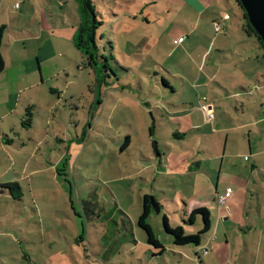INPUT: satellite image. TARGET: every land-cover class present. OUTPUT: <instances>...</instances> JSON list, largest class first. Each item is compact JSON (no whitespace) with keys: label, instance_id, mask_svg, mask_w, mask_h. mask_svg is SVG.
I'll return each instance as SVG.
<instances>
[{"label":"rangeland","instance_id":"rangeland-1","mask_svg":"<svg viewBox=\"0 0 264 264\" xmlns=\"http://www.w3.org/2000/svg\"><path fill=\"white\" fill-rule=\"evenodd\" d=\"M15 1L22 3V0H9L10 8ZM31 1L37 12L39 6L44 8L52 2L56 20L72 17L70 20L73 26L76 25L78 14L74 2L63 5L58 0H39L41 4L38 5V0ZM92 2L103 22L96 35L99 48H103L109 66L125 89L110 90L107 98V91L99 95L95 76L85 66L72 41L63 39L66 47L56 46L59 58L46 69L61 73L54 74L56 76L43 87L42 94L35 95L31 101L37 105L33 114L38 127H44L45 117L48 118L49 112L45 108L55 105L56 110L52 107L51 113L57 118L51 130L61 136V142L55 143L56 161L61 160L66 145L73 148L71 159L70 155L64 157L52 174L46 171L35 175L31 180L33 186H30V180L20 181L23 204H16L11 197L0 194V264H198L195 259L198 251L204 264H264V136L251 137L255 150L259 151H254V156L250 157L246 135L235 133L233 138L230 137L237 141L235 143L227 142L225 133L220 135V132L213 131L214 127L218 129L215 118L221 117V126L229 125L223 114L226 109L232 111L233 96L222 90H219L221 99L212 98V136L211 126L202 125L191 133L177 129L167 106L173 95L170 96L168 91L164 101L160 99L158 84L161 86L164 77L176 90V103L190 100L195 103L194 94L188 93L189 87H182L179 80L192 76L189 65L193 61L180 49L172 47L178 45L183 49L181 43L196 22L197 2ZM233 6L236 14L233 30L244 40L242 11L235 2ZM14 9L10 10L11 16L18 13V8ZM11 24L9 33L14 34L15 22ZM25 25L27 27L26 22ZM119 28L124 34L118 40L114 34ZM63 30L67 31L66 28ZM102 34L104 38L101 39ZM224 34L222 31L217 43L229 41ZM10 41L13 44L11 35ZM207 42L212 43L209 39ZM25 47L27 51L32 48L29 44ZM8 48L16 50L14 46ZM221 56L231 59V53ZM234 64L235 69L240 63ZM235 72L242 79L239 83L246 86L242 71ZM238 81L235 79L234 83L238 84ZM114 82L110 81L109 86ZM137 86L146 89L139 92ZM46 87L56 88L59 96L48 94ZM186 94L189 96L183 101ZM115 98L120 102L114 103ZM140 99L143 102L138 106L135 101ZM201 107L206 108V112L200 108L206 122L208 104ZM163 108L165 112L161 110ZM160 116L168 119L158 122ZM176 129L179 134H186L185 137L175 139ZM127 136L130 137L129 147L120 153ZM210 139L212 147L208 151L212 150V162L202 169L206 174L201 173V178L176 176V171L191 163L194 154L200 151L202 155L205 141ZM198 141H201V147L197 146ZM153 148L163 155L164 161L160 162V158L151 154ZM205 154L207 161L209 153ZM231 154H239L240 158L229 164L226 157ZM143 156H153L155 162H146ZM160 163L165 166L160 171L167 173V181L158 176L155 178L149 169L146 170L151 164V169L156 171ZM215 189L222 194L231 189L230 210L215 204ZM145 195L156 203L158 209L157 212L151 207L147 223L166 250L162 256L158 255L159 251L153 253L156 257L148 252L146 234L137 225L141 214L139 200ZM86 200L98 203L103 209L100 219L84 217L80 202ZM197 207L206 209L211 215L210 237L201 238L202 245L206 246L203 248L205 252L201 249L194 252L192 246L174 248L171 238L163 233V218H167L171 229L181 227L187 235L192 230L196 233L202 225L201 217L196 219L193 227L184 224L182 219L187 221ZM79 237L82 242L77 241Z\"/></svg>","mask_w":264,"mask_h":264},{"label":"crops","instance_id":"crops-1","mask_svg":"<svg viewBox=\"0 0 264 264\" xmlns=\"http://www.w3.org/2000/svg\"><path fill=\"white\" fill-rule=\"evenodd\" d=\"M58 1L63 5H68L71 1L74 2L73 0ZM21 2L23 6L22 3L18 4V2L15 1L11 4L10 8L9 0H0V28H4L3 46L1 47L0 54L5 65L3 72L0 74V194L11 197L3 187L7 184H18L22 193L21 200L15 201L11 197L16 204H23L24 202L23 188L20 181L26 182V180H30L29 184L33 186L34 182L31 180H33L35 175L46 171L52 174V170L57 171V168L65 159L64 157L70 155L69 157L71 159L73 148L70 145H66L65 153L60 156L61 160L56 161L57 156L54 154V148L55 143L61 142V136L58 132L51 130V125L57 118H53L52 115L53 110H56V107H54L55 105L50 104L45 108L48 109L46 111L49 112L48 118L47 116L45 117V121L42 124L44 127H38L34 121L33 114V110H35V108L37 109V105L33 104L31 100L33 97H36L35 95L38 94L40 96L42 94L43 87L53 80L52 78L56 76L54 74L61 73L51 72L46 68L48 65L50 67L51 64L59 58L60 53L57 54L55 50V48H57L56 46H60L61 48L66 47V43H63V39L72 41L78 24L76 20V25L73 26L70 20V18L73 19L72 17L68 18V20L64 17L60 20H56L52 2L48 3L44 8L39 6L40 9H38V12L33 1L22 0ZM193 2H197L198 6L195 25L192 26L186 39L182 41L181 45H184L182 46L183 49L178 45L172 48L180 49L185 57L190 56L193 61V63L189 65L193 71L192 76L190 75L191 77H188L186 80L183 78H179V80L181 81L182 87H189L188 93L194 94L196 97L195 103L199 105H195L191 100L190 102H182L181 104L176 103L177 101H175L174 98L176 96V90L174 87L170 86V83H168L164 77L161 80V86L158 84L159 93L161 94L160 99L164 101L168 91L171 92L170 96L173 95V98H171L167 106L169 107V111H171V120H175L176 122L173 125H175L177 129L191 133L192 130L195 131L202 128V125L211 126L210 135L212 136V119L209 122H204L205 117L200 110V108L202 109L201 106L204 105V103L208 104L207 109L209 110V114H211L213 104L212 98H222L219 95V90L224 91L228 96H233V100L231 101V106L233 105L232 111L230 112L226 109V112L223 114V117L225 116V119L229 121V125L227 127L221 126V120L219 119L221 117L215 118V124L218 129L214 127L213 131L220 132V135L225 133L226 141L235 143L237 141L230 139V137L233 138L235 133L238 135H246L245 138L247 137L249 139L250 146L248 152L250 157H253L254 151L259 150H255L251 137L253 135L258 136V134L264 136L263 51L259 49L252 38L247 37L243 33L245 37L244 40H242L237 32L233 30L235 27L233 17L236 15L233 6L234 0H193ZM37 4L40 5L41 2L38 0ZM13 6L14 8L15 6L17 7L14 9ZM17 8L18 13H14L11 16L10 10H16ZM135 19L136 18H134V20ZM30 20L33 22L28 23ZM12 21L15 22L14 34L9 33ZM23 21L24 23L22 24ZM36 24L39 25V27ZM215 24L222 25V29L217 31V33H215ZM64 28H66L67 31L63 30ZM222 31L229 41H220L217 43L218 38L222 37ZM122 34H124V32L119 28L114 35L119 40ZM10 35L13 37V44L10 41ZM102 37H104V34H102ZM42 39L43 41L40 43ZM208 39L212 41V43L208 44ZM26 44L32 47L28 51L25 47ZM162 44L163 43H161V45ZM8 46H14L16 50L13 51L11 48H8ZM22 46L23 49L21 48ZM227 53H231V59L225 56ZM221 54L225 57L222 58ZM237 61L240 64H238V66L236 65L234 69V63H237ZM228 64L234 65H230L229 67ZM237 70H241L242 74L245 76L246 86H242V83H239L242 79L236 76L237 73L235 71ZM146 74L149 75L150 73L146 72ZM219 79H222L224 83ZM235 79L239 80L238 84L234 83ZM139 80L141 84H143V80ZM120 81L119 79L114 82L112 86L107 85V88L104 84L96 85L98 94L101 95V93L104 94L107 91V98L110 96V90L120 89L122 91L125 89V86H121ZM162 81H165V86L162 84ZM68 84L67 82V85ZM131 87L132 86L129 85L130 89ZM46 88L48 94L59 96V93L55 90L56 88ZM137 89L139 92H143L146 88L137 86ZM188 96L189 95L186 94L184 99L181 97L180 99L184 101ZM70 99L72 102V98ZM161 100L160 103H162ZM94 101L97 102L98 100L95 98ZM117 102H120L119 98L114 99V103ZM135 102L140 106L143 100L140 99L139 102ZM102 104L105 105V103ZM102 104L99 103L100 106ZM28 107H32V124L30 128L24 129L21 126V118ZM52 107H54L53 110L51 109ZM161 110L165 112L166 109L163 108ZM165 119H168V117L160 116V119L157 121L163 122L162 120ZM175 134L178 140L186 135L179 134L178 130L173 135ZM62 135L64 138H67L64 133ZM127 137L129 138L130 144V137ZM197 146L201 147V141L197 142ZM209 147H212V139L205 141V145L201 150L202 155L200 154L201 152L198 151L197 155H193L190 161L191 163L182 166V170L176 171L175 175L179 177L188 176L192 178L193 176H197L201 178V173L206 174L202 172V169L205 170V165H210L212 162V150L208 151ZM120 153L122 152L120 151ZM205 153H209L207 161ZM151 154H155L160 158V162L164 161L162 158L163 155H159L155 148L151 150ZM142 158L144 161L151 164L155 162L153 156H148L147 158L143 156ZM237 158H240L239 154H231V156L226 157V160L229 164H232L235 163ZM151 164L146 167V170L149 169L151 175L155 176V178L158 176L167 181V173H165V171L161 173L160 171L162 167L165 166L160 163L159 168L153 171L151 169ZM233 167L236 166L234 165ZM54 178L57 180L56 176ZM202 179L204 180L203 177ZM252 181L254 182L253 178ZM219 195H222V193H220L218 189H215V204H217L216 198ZM141 198L142 197H140L139 200L140 205ZM232 199L233 196L231 195L225 205L228 210H230L228 204ZM156 200L158 201L157 198ZM184 206H186L185 203ZM224 221L226 220L224 219ZM193 231L194 230L190 231V233H193ZM210 233L211 228L204 237H210ZM205 247L206 246L202 245L201 242L199 250ZM174 248L178 249V247L175 246ZM147 250L150 253L152 252V255L157 251L149 245H147ZM192 250L195 252L197 249L193 248ZM156 256L157 255H153V257ZM197 261L198 264H204L202 258Z\"/></svg>","mask_w":264,"mask_h":264},{"label":"trees","instance_id":"trees-1","mask_svg":"<svg viewBox=\"0 0 264 264\" xmlns=\"http://www.w3.org/2000/svg\"><path fill=\"white\" fill-rule=\"evenodd\" d=\"M76 5V11L78 14V24L75 30V33L72 38V43L74 48L78 51V53L83 57L85 66L91 70V72L95 76V84L96 85H110V81H118L120 78L116 73L111 69L108 64V59L104 56L103 48H99L97 42V31L100 30L103 26V22L99 20V12L97 8L93 5L92 0H73ZM237 6L242 11V17L244 19L243 24V32L244 34L252 38L254 42L259 46V48L263 51V62H264V45L261 42L259 36L254 32L251 28L246 15L237 0H234ZM3 31L4 28H0V50L3 46ZM104 38L101 35V39ZM108 45H112V43L108 42ZM112 49V47H111ZM112 58V55H111ZM4 61L0 54V74L4 70ZM162 84L165 86V81H162ZM32 107H28L21 118V126L24 129H28L32 124ZM175 139H177V135H173ZM129 144V138L126 137L123 145L121 146L120 151L123 152ZM10 196L15 200H21L22 193L21 188L18 184H7L3 187ZM81 210L86 219H97L101 218L103 213V209L97 203H94L91 200L81 201L80 202ZM96 209V210H95ZM151 205H150V197L143 196L141 198V214L138 218L137 225L138 227L146 234V243L151 246L153 249L159 251L158 255L162 256L165 252V249L161 242L158 240L156 235L154 234L152 228L147 223L151 215ZM99 216H98V215ZM88 216H92L89 218ZM201 217L202 225H199V228L196 230V233L186 234L185 231L178 227L176 229H171L168 220L166 217L163 218V233L165 236H169L172 241V245L175 247H186L192 246L193 248L199 249L201 246V238L205 236L211 228L210 215L206 209L196 208L191 211L189 214V219L187 221L182 220L184 224L195 226L196 219ZM83 239L81 237L78 238L77 241L82 242ZM200 251L196 252V260L200 259Z\"/></svg>","mask_w":264,"mask_h":264},{"label":"water","instance_id":"water-1","mask_svg":"<svg viewBox=\"0 0 264 264\" xmlns=\"http://www.w3.org/2000/svg\"><path fill=\"white\" fill-rule=\"evenodd\" d=\"M241 5L246 18L254 30L259 36L261 42L264 45V0H237ZM150 205L156 209V203L150 198ZM158 212V209H156Z\"/></svg>","mask_w":264,"mask_h":264},{"label":"built area","instance_id":"built-area-1","mask_svg":"<svg viewBox=\"0 0 264 264\" xmlns=\"http://www.w3.org/2000/svg\"><path fill=\"white\" fill-rule=\"evenodd\" d=\"M215 29H216V31H220L222 29V25L221 24H215ZM202 110L204 112H206L205 107H202ZM205 116H206L207 122L211 121V119H212L211 114H205ZM231 195H232L231 189H227V190H225V192L222 195L217 196V198H216L217 206H219L220 208L225 207V205H226L228 199L231 197ZM203 251L205 252V250H203Z\"/></svg>","mask_w":264,"mask_h":264}]
</instances>
